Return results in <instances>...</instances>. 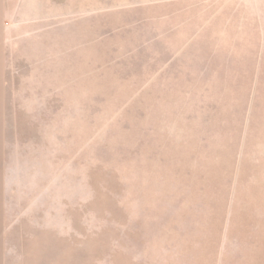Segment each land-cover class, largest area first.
Listing matches in <instances>:
<instances>
[{"label": "rangeland", "instance_id": "obj_1", "mask_svg": "<svg viewBox=\"0 0 264 264\" xmlns=\"http://www.w3.org/2000/svg\"><path fill=\"white\" fill-rule=\"evenodd\" d=\"M53 11L7 23L16 264H264V0Z\"/></svg>", "mask_w": 264, "mask_h": 264}, {"label": "crops", "instance_id": "obj_2", "mask_svg": "<svg viewBox=\"0 0 264 264\" xmlns=\"http://www.w3.org/2000/svg\"><path fill=\"white\" fill-rule=\"evenodd\" d=\"M55 3L56 0H0V188L12 187L9 184L10 181L14 180L13 178L20 172L19 169H15L17 161L15 118L13 110L9 109L6 87L7 23H41L43 20L39 19V13L54 12ZM47 18L50 19L49 14ZM26 172L28 173V169ZM25 177H29V174ZM4 194L2 206H6L9 202L6 190ZM20 237L21 233L17 227L2 230L0 233V264H16L17 253L15 252L21 251Z\"/></svg>", "mask_w": 264, "mask_h": 264}]
</instances>
